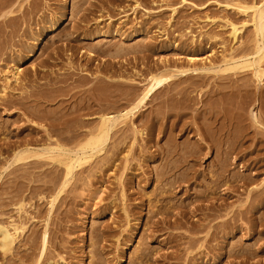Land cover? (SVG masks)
Returning <instances> with one entry per match:
<instances>
[{
  "label": "bare ground",
  "instance_id": "bare-ground-1",
  "mask_svg": "<svg viewBox=\"0 0 264 264\" xmlns=\"http://www.w3.org/2000/svg\"><path fill=\"white\" fill-rule=\"evenodd\" d=\"M53 1L0 0V61L11 63L0 68V107L21 111L28 122L43 128V134L33 127L25 133L28 128L20 126L15 132L0 122V209L16 206L18 213H28L25 201L33 199L48 205L41 235L26 243L33 253L38 251L33 264L59 238L61 229L48 228L49 220L54 213L59 215L60 205L77 190L84 165L96 159L99 164L107 142L127 122L129 146L124 157L127 161L129 155V183L138 170L144 172L146 161H164L152 172V192L129 207V241L142 225L144 235L154 239L166 234L161 241L171 248L161 254L149 246L140 248L130 264H172V260L181 261L176 264H264V176H260L264 169V0H72L78 21L60 35L58 44L42 52L37 64L24 70L20 62L33 57L43 37L66 20L68 0ZM177 3L197 9L213 3L241 16L235 19L224 12L222 22L215 24V18L204 15L207 25H215L204 44L210 49L208 56L195 52L204 49L200 42L181 61L165 58L158 66L143 62L146 68L139 70L129 71V46L111 44L101 49L84 44L93 36L110 37L112 31L116 37L123 28L132 29L128 35L136 37L148 23L155 27L153 32H165L180 22ZM139 9L145 12L140 20L136 16L129 22L126 14L118 26L109 22L105 31L98 23L89 24L102 21L103 15L110 17L113 11ZM57 64L65 66L64 72L54 68ZM53 102H60L57 109L47 108ZM259 104L262 110L257 112ZM138 119L144 128L137 127ZM64 131L69 134L62 138ZM137 135H145L156 149L143 151L142 147L134 159ZM193 135L198 136L195 141ZM10 136L16 139L8 141ZM178 137L186 140L178 142ZM213 153L207 172L199 170L201 156ZM44 159L52 166L44 169L48 164ZM237 166L241 171H233ZM34 181L42 184L32 187ZM183 188L184 196L178 198ZM100 191L94 189L89 198L100 199ZM121 196L124 203L123 190ZM138 204L147 211H139ZM90 208L86 207L87 214ZM27 223L21 216L0 220L3 255L14 250L17 239L26 234ZM239 233L252 242L245 244Z\"/></svg>",
  "mask_w": 264,
  "mask_h": 264
},
{
  "label": "rangeland",
  "instance_id": "rangeland-1",
  "mask_svg": "<svg viewBox=\"0 0 264 264\" xmlns=\"http://www.w3.org/2000/svg\"><path fill=\"white\" fill-rule=\"evenodd\" d=\"M191 1L196 3L200 2L198 0ZM47 2L52 4L55 3L53 0H47ZM96 3L99 4V1H96ZM117 4L118 3H115L114 6ZM179 5L180 4L177 3L175 6ZM72 6H75L72 4V0H68L67 16H65L66 20L59 23L57 30L51 31L43 37V41H40L36 48L35 55L27 60L21 61L20 68L24 70L31 69L32 65L37 64L43 57L42 52L49 51L54 45L58 44L59 42L57 41L60 35L71 29L72 25L78 21L79 13L74 16ZM178 9L179 13L176 16L179 18L180 22H177L171 29H166L165 32L162 29H160L159 32H153L155 27L148 23L143 31L136 33V37L128 35V32L132 29L127 30V28H123L121 30L122 32H119L120 34L117 33L116 37L113 36L116 34L115 31H112L113 35L110 37L104 38L101 35L93 36L91 39L85 40L84 44L86 47L98 45L101 49H105L111 44L122 47L129 46V71L134 69L139 70L143 67L146 68L143 62H146L150 66H158L162 64L160 60L165 58H179L178 61H181L186 58L184 55H186L189 50H192L194 46L199 48L200 42L202 45L208 42L210 30L215 27V25L213 26L211 23L207 25V23L204 22L203 17L206 13L211 15L212 18H215V24L222 22L220 18L224 12L230 14V16L235 19L241 16L234 10H220L213 3L206 9L190 8L187 5L179 6ZM168 12L167 9L164 10V15L167 16ZM143 13L145 12L141 9L136 13H132V10L120 14L117 13V11H113L110 17L103 15L102 21L95 19L89 24L95 25L98 23V26L102 27V31H105L107 30L106 26L109 22H111L112 26L114 24L118 26V22L120 19H125L124 16L126 14H129V22H132V19L136 16L138 20H140V15L143 16ZM98 14V12H95L94 16L96 17ZM186 20L189 22L187 23ZM103 25H105L104 28ZM208 45L209 43H207V46ZM147 46L150 47V49H147ZM195 52H198V55L203 58L210 54V49L206 48L204 45V49H199ZM142 55L146 56L144 60L141 58ZM216 56L219 57L220 52L216 54ZM63 62L65 63L66 61L63 60ZM5 64L8 66L11 65V63H5L1 60L0 68L5 69ZM64 67L65 66L62 64L54 66L55 69H59V72H64ZM1 81L2 79H0V84ZM12 92L17 93L18 91ZM195 95V97H198L197 94ZM59 103L60 102H53L48 104L47 108L55 110ZM260 107V104L257 105L255 111L259 112V110H262ZM147 112L148 110L146 113ZM27 116L28 115L22 114L21 111L14 113L12 109L6 110L0 107V122L8 123L10 129H15L14 131L16 132L19 126L23 128L26 127L28 129H26L25 133H27L33 127V130L40 129L39 134H43V128H41L40 125L28 122ZM135 123L139 129L144 128L142 120L138 119ZM129 133V122L120 124L116 135L106 144L105 151H103L104 154L101 155L103 158L102 161L96 164V159L90 165L85 164V168L81 171L82 173L78 172V174H81L79 175L80 180L77 182V190L70 192L66 201L60 205L59 215L56 216L54 213V217L49 220L48 228H53L56 232L61 229L58 234L59 238L49 243L46 254L40 258L37 264H48L46 262H50L49 264H130L135 258V252L143 247L149 246L151 249L154 248V252L160 254L171 252V248L168 249V245H165L164 242L161 241L166 234L158 239H154L152 236L144 235L145 232L143 231L142 225L138 228V231L135 232V235L132 236V240L129 241L130 231L129 225L127 224V220L129 221V207L134 205L135 202H140L141 198H144V196L152 192L155 187V183L152 182V172L164 162L163 160L146 161L143 164L144 167H142V165L139 166L143 168L145 173L141 172L142 169L138 170V176L129 183V155H127V161L124 157L126 155L127 146H129ZM68 134L67 131H64L60 136L63 138ZM158 134L157 132L155 138L159 137ZM197 137V135H193L191 141H195ZM8 138L9 137H7V140ZM136 138L138 144L135 146L138 149L135 150L134 159L139 149L142 147H144L143 151H152L156 149V145L146 141L145 135L143 137L137 135ZM15 139V137L10 136L8 141ZM185 140L184 137H178V142H184ZM163 142L164 139L160 144ZM0 143H3L2 139H0ZM213 157L214 153L208 158L201 156V159L198 160L197 168L207 172L208 164ZM134 159L131 162L135 165L136 160ZM43 161L48 163L49 160L44 159ZM2 165L3 163L0 162V167ZM126 165L127 167H125ZM51 166L52 164L48 163L44 166V169ZM233 171L241 170L237 166ZM260 176L261 178L264 176V169ZM11 177L12 176H9L8 179ZM139 178L140 180L138 182ZM208 181L207 179V182ZM41 184V181H34L31 183V186L39 187ZM96 188H101L100 199L89 198V193ZM184 189L185 188L177 194L178 198L184 196ZM122 190L125 195L124 203H122ZM27 193H29V191ZM133 198H136V201H133ZM88 205L91 206L90 209H92V211L87 214L86 207ZM138 207L139 211L143 213L147 211L142 210V204H138ZM46 208H48V205H46L45 200L33 199L31 201H25L24 209H26L28 213H24L23 211L18 213L16 211V206H8L3 208V210L0 209V220L17 219L19 216H21L23 221L28 220L26 224V228H28L26 234L17 239L13 247L14 250L5 255H3L0 250V264H33L34 258L35 260L37 259L38 251L33 253V248H30L26 243L28 242L27 240H32L35 236L39 238L41 235L43 229L42 225H44L43 215L46 212ZM53 211L54 209L52 212ZM52 212L50 215H52ZM34 214L35 217L32 218L31 216ZM58 217L61 219L58 220ZM145 220L146 215H144L143 222ZM51 235L53 239L52 232ZM241 236H243L241 233L237 235L239 238ZM242 239H244L243 242L245 244H250L252 242V240H245V236H243ZM234 240L235 238L230 239L231 242ZM95 241H97V243L95 248H93L92 243ZM171 262L172 264H176L181 261L172 260ZM205 264H215V262L208 261Z\"/></svg>",
  "mask_w": 264,
  "mask_h": 264
}]
</instances>
